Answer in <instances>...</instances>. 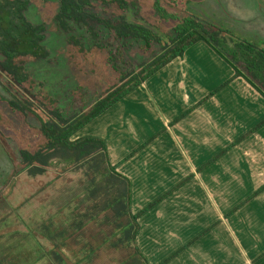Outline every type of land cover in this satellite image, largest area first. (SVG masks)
Listing matches in <instances>:
<instances>
[{
    "label": "trees",
    "instance_id": "obj_1",
    "mask_svg": "<svg viewBox=\"0 0 264 264\" xmlns=\"http://www.w3.org/2000/svg\"><path fill=\"white\" fill-rule=\"evenodd\" d=\"M41 1L58 3L54 21L59 30L72 33V28L77 25L90 35L91 45L72 33L67 42L72 48L77 46L88 52L96 46L107 49V52L99 71L93 70L91 56L88 57L89 67L84 68L88 69L86 72L72 64L79 88L96 85L98 90L96 94L99 96L87 109L69 114L58 99L50 96L42 95L37 104L30 98L0 95V106L17 126L27 125L24 120L29 114H34L40 122L35 128L30 126L25 137L13 134L21 144L20 165H15L12 180L23 173L32 177L43 175L55 160L66 162L72 170L81 171L85 178L76 206L59 221L52 217L42 220L38 231L27 233L26 237L35 242L33 249L20 244L0 251V264H37L44 258L52 264H151L138 244L140 218L166 194L134 212L131 179L119 170L120 164L113 163L107 140L97 135H78L79 132L201 41L207 43L235 73L197 105L176 117L172 124L182 120L237 77L245 78L264 97V44L240 37L232 30L190 12L188 4L193 0H150L152 10L162 23H172L168 30L161 26L152 27L129 16L141 12L140 6L144 7V4L139 0ZM94 2L104 6L114 4L119 12L103 15L95 10ZM31 4L32 0H0V67L17 85L33 84L26 60L39 61L51 55L45 45L48 22L45 19L36 23L28 17ZM111 35L121 42V48L129 50L135 42V52L144 58L151 55V58L135 64L133 70H121L118 53L114 52L111 43L104 42V38ZM119 53L124 56V51ZM89 75L92 78L89 79ZM263 125L264 119L249 133ZM4 127L0 124V129L7 133ZM245 137L218 153L213 160ZM26 139L29 140L27 144ZM263 190L264 187L250 198ZM5 231L1 229L0 238ZM42 238L49 241V246L45 247Z\"/></svg>",
    "mask_w": 264,
    "mask_h": 264
},
{
    "label": "rangeland",
    "instance_id": "obj_2",
    "mask_svg": "<svg viewBox=\"0 0 264 264\" xmlns=\"http://www.w3.org/2000/svg\"><path fill=\"white\" fill-rule=\"evenodd\" d=\"M139 1L144 4V7L140 6V13H130L129 16L132 19L139 20L152 27L161 26L163 30H168L172 26V23H167L169 25L162 23L163 21L152 10L150 0ZM94 5L95 10L103 15H116L119 12L114 4L104 6L94 2ZM188 7L190 12L195 15L228 28L240 37L264 44V0H193L190 1ZM179 9L182 10L180 7ZM57 10L58 3L56 1L32 0L27 12L28 17L36 23L47 20L48 32L45 45L50 49L51 55L49 58L39 61L26 60L25 65L32 77L33 84L17 85L0 67V95L6 98L13 96L30 98L37 104L41 102L42 95L50 96L53 99H58L60 105L66 108V113L74 114L90 107L99 95L96 94V91H98L95 89L96 85L90 86V88H83L82 90L79 88V80L72 64L79 70L86 72L88 69L84 68L89 67L90 60L88 57L91 56L93 70L99 71L102 66V60H104L102 58L105 56L107 49H99L93 46L87 52L77 46L72 48L67 43L72 33L81 36L89 44L92 43L90 35L84 28L77 25L72 28V33H65L59 30L54 21ZM104 42L111 43L114 52L118 53V65L121 70L125 68L133 70L135 64L151 58V55L144 58L135 52L137 47L135 42L134 46L129 50L121 48V42L115 40L113 35L104 38ZM158 49L159 46H157ZM121 50L124 51V56L119 53ZM183 61L190 64L187 69L189 76L186 74L183 76L182 74L181 63ZM183 61H178L174 67L176 72L173 73L172 77L169 72L162 70L164 72H159L153 76L139 87L133 93L134 95L132 94L137 97V101L134 104L144 114V125L152 128H158L163 125L162 119L157 118L156 112L146 105L147 101L154 103L157 107H162L163 113L166 116L170 115V117L182 112L188 104L185 99L182 101L181 94L173 91L171 87L169 88L170 91H168L169 79L175 78L178 81L180 78L184 90L188 93L189 102H196L211 90L213 91L219 84L221 85L229 80L234 72L233 68L225 60L211 49L207 43L202 41L187 50L183 56ZM91 76L89 75V79L92 78ZM31 85H33L32 88ZM237 85V82L232 81L228 86L204 102L205 109H203V113L199 114V118L196 119V121L198 120L201 123L210 122L211 129L213 125L219 127L218 131L220 134L216 135L220 140L218 143H223V145H226L231 138H235L243 132L244 129L239 125L241 118L243 122L245 121L246 127H252L261 120L260 111L264 112V100H262L263 106L259 105L258 107H253L248 102H243L241 96L245 95L239 91ZM124 104L128 105L129 102L125 101ZM171 104L176 109L174 112L166 108ZM251 111L254 112V117H245L243 115V113H251ZM122 114L123 111L120 112L118 106H116L106 114L104 119H117ZM143 119L139 118L141 122ZM97 121L88 125L84 129L85 133L96 134L99 132L97 128L101 122ZM24 123H27V125L17 126V123L0 106V124L5 126L4 129L7 132L5 133L0 129V231L1 229L6 230L2 234V238H0V251L20 244L33 249L35 242L31 237H26L27 233L31 230L38 231V224L42 220L52 217L55 221H59V218L66 216L76 206L77 197L82 194L84 189L85 178L81 171H74L69 164L59 160H55L43 175L32 177L23 173L12 180L15 165H20L19 149L21 144V141L19 142V139H17L18 137L13 136V134L25 137L31 130L30 126L35 128L40 124L34 114H29L25 117ZM229 129H237L238 133L229 132ZM171 133L176 141L181 142L180 134L174 131ZM79 135H83V133L80 132ZM258 136L264 139V127L259 129ZM189 139L190 137L188 136L183 138L186 141ZM28 142L29 140L26 139L25 144ZM221 147L222 145H217L215 149H211V153H208L207 156L204 153L192 155L195 162H197V166L203 164L199 170L210 186L209 176L211 172H215L217 175L220 174V179H223L224 162L222 161L224 158L219 162L211 163V157ZM181 150L183 159L189 160L190 155L187 148L183 147ZM167 151L174 152L175 149ZM226 157L230 158L231 155ZM226 157L224 160L227 159ZM201 160L202 162H200ZM233 163L231 161L227 164ZM232 167L236 171L239 169L243 170L239 166L232 165ZM232 176H234V187L231 184L229 186L230 188L232 186L231 191H234L235 195L251 191L252 181L247 173H237L232 174ZM242 185L245 187V191L241 189ZM194 189L195 192L200 191L196 184ZM184 193L186 194L187 192L184 190ZM213 204L218 208L216 202ZM13 233L14 235H12ZM41 242L45 247L49 246L47 239L42 238ZM37 264L52 263L48 258H44Z\"/></svg>",
    "mask_w": 264,
    "mask_h": 264
},
{
    "label": "crops",
    "instance_id": "obj_3",
    "mask_svg": "<svg viewBox=\"0 0 264 264\" xmlns=\"http://www.w3.org/2000/svg\"><path fill=\"white\" fill-rule=\"evenodd\" d=\"M180 60L182 62L183 57L173 60L159 72L166 70L172 77L176 72L174 67ZM189 66L187 62L181 63L183 76H189ZM168 81V91L171 87L188 104L182 112L170 117L163 113L162 107L147 101L146 105L156 112L157 118L162 119V126L152 128L144 125V114L134 104L137 97L133 93L144 82L93 121L101 122L97 128L99 132L85 133L84 129L88 125L81 130L83 135H97L107 140L113 163L120 164L119 170L131 179L134 212L166 194L165 198L140 218L138 244L141 250L151 264H160L167 259L165 264H264V190L250 198L264 187V139L258 136L260 128L249 133L264 119V112L260 111L261 120L252 127H246L241 118L239 125L244 129L243 132L223 145L218 143L220 140L216 135L220 134L219 127L213 125L211 129L210 122L196 121L205 109L203 103L182 120L172 124L176 117L197 105L212 90L202 99L189 102L182 80L171 78ZM233 82L238 83L239 91L245 95L241 96L243 102L253 107L263 106V95L245 78L237 77ZM125 101L129 104L123 105ZM116 106L120 112L123 111L122 116L105 120L106 114ZM166 108L171 112L176 110L172 104ZM243 115L254 117V112ZM139 118L143 119L142 122ZM173 131L181 135V142L173 137ZM232 131L238 133L237 129H229V132ZM245 135L243 140L213 160L218 153ZM185 136L190 139L183 140ZM216 144L222 147L211 157V163L219 162L227 155L231 157L222 161V180L220 174L211 172L210 186L199 170L203 164L197 166L192 155L204 153L207 156L211 149L217 147ZM183 147L188 150L189 160L183 159ZM171 149L175 151H167ZM231 161L234 163L227 164ZM232 165L243 170H233ZM237 173L250 176L252 185L249 193L235 195L231 191L234 187L232 174ZM195 184L200 188L199 192H195ZM241 189L246 190L243 185Z\"/></svg>",
    "mask_w": 264,
    "mask_h": 264
}]
</instances>
